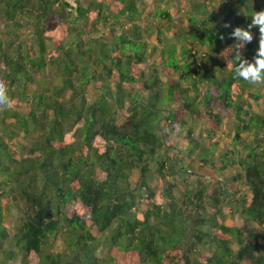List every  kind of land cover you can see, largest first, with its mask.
Returning <instances> with one entry per match:
<instances>
[{"label":"trees","instance_id":"obj_1","mask_svg":"<svg viewBox=\"0 0 264 264\" xmlns=\"http://www.w3.org/2000/svg\"><path fill=\"white\" fill-rule=\"evenodd\" d=\"M148 1L0 0V264H264V116L246 101L264 84L227 67L235 27L242 57L258 51L256 0Z\"/></svg>","mask_w":264,"mask_h":264},{"label":"rangeland","instance_id":"obj_2","mask_svg":"<svg viewBox=\"0 0 264 264\" xmlns=\"http://www.w3.org/2000/svg\"><path fill=\"white\" fill-rule=\"evenodd\" d=\"M233 2V0H231ZM240 1H244V0H234L235 3L237 4H233L232 5V8L233 7H236L238 8V4ZM147 2H149L147 0ZM256 3H257V6L259 8V11L261 10H264V0H256ZM149 4H151L149 2ZM225 7L227 8H231L230 4L227 2L226 4L224 3ZM234 17V16H233ZM209 18V16L207 17ZM223 36H225L223 34ZM55 70H56V67L52 69V75H49L47 79L45 80H51L55 74ZM54 84H56L55 80L52 81ZM49 84V83H48ZM247 103H251L252 104V112L253 113H257L261 116H264V102L261 104H257V103H254L252 101H249V100H246ZM235 125H236V121H235V118L232 114H230V112H228V115L225 116V119H224V122L222 124V126H220V133H218V137L220 139H223L224 142L223 144L225 145L229 140V138H227V135H232V132L233 129L235 128ZM203 128H206L208 129V127H200L199 126L197 128H195V138L197 139V141L200 140L201 136H204V133H202V130ZM21 137V136H20ZM180 142H178V149H184L185 146H186V142H182L183 140H181L179 138ZM206 143V141L204 142ZM175 153H179L178 150H174ZM173 153V152H172ZM170 153V154H172ZM189 158V159H188ZM186 162H189L188 160H191V159H194V156H191V157H188ZM193 162V165L195 167V169L203 175V177H206L204 174H203V171L200 169L202 168L201 164L199 162H197L195 159L192 160ZM211 169V168H209ZM230 173L229 171H226L225 174H224V177L223 176H220V178L222 180H224V178H227L230 176ZM209 177H206L205 179L209 180L208 179ZM204 179V180H205ZM203 180V178H202ZM203 180V181H204ZM140 181V176L138 174L137 171H134L131 175V178H130V182H131V186L133 189L137 188V185H138V182ZM168 181V179L166 180ZM177 183V187L180 188L181 187V179H178V181L176 182ZM149 185L151 188H153L154 190H157V189H160V188H164L165 187V182L164 181H161V179L158 178L157 174L156 173H151V177L149 179ZM211 192V188L208 190V194ZM243 194V192L239 195V194H236L235 195V198H239L241 195ZM219 199H221L220 201H222V203H220L221 205H219L220 208H223V204L226 203L229 201V200H225V198H222L221 196H219ZM247 200L250 201V196L247 197ZM5 210H6V213H7V221H6V226H7V229L9 230V235H12L15 231L13 229L14 226H18L19 223L21 222V215L18 213V211L11 205V204H6L5 205ZM227 211V210H226ZM228 213V212H227ZM224 224L227 226V227H237V228H241L244 226L245 222L244 220L241 218L240 215L238 214H234V215H231V214H227L225 220H224ZM87 226L89 227L90 229V232L91 234L95 237V238H99L100 237V234L97 232L96 228L92 226L91 222H87ZM65 249V246L62 245L61 241H58L55 245H54V251H59V252H62L63 250ZM97 255H99V257H104L105 255L108 254V250H106L105 248H101L99 247L97 249ZM210 253V251L208 252Z\"/></svg>","mask_w":264,"mask_h":264},{"label":"clouds","instance_id":"obj_3","mask_svg":"<svg viewBox=\"0 0 264 264\" xmlns=\"http://www.w3.org/2000/svg\"><path fill=\"white\" fill-rule=\"evenodd\" d=\"M253 26L258 27L259 30V46L253 61L249 62L244 59L240 52L246 43L252 41L251 32L241 27H235L230 33V37L235 38L239 43L232 46L235 56L228 60L227 67L232 69L236 79H242L250 84H264V10L253 12L252 23L248 27L250 29ZM223 27L228 28L231 25L225 23ZM220 39H224L223 35L220 36ZM8 106H10V99L7 95L6 81L0 80V108Z\"/></svg>","mask_w":264,"mask_h":264},{"label":"built area","instance_id":"obj_4","mask_svg":"<svg viewBox=\"0 0 264 264\" xmlns=\"http://www.w3.org/2000/svg\"><path fill=\"white\" fill-rule=\"evenodd\" d=\"M64 2H66L69 5V8H75L76 7V0H63Z\"/></svg>","mask_w":264,"mask_h":264}]
</instances>
